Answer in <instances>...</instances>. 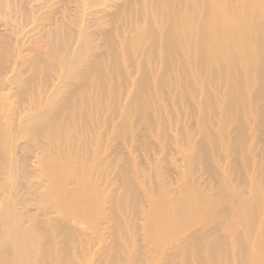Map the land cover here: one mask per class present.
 Segmentation results:
<instances>
[{"label": "rangeland", "instance_id": "rangeland-1", "mask_svg": "<svg viewBox=\"0 0 264 264\" xmlns=\"http://www.w3.org/2000/svg\"><path fill=\"white\" fill-rule=\"evenodd\" d=\"M144 10L145 0H0V212L9 201L24 230L37 226L51 264H264L258 79L229 112L223 81L187 82L161 52L152 65L156 55L134 50ZM76 57L78 75L100 62L86 84L67 74ZM53 117L60 136L41 139ZM43 156L70 162L63 191L90 212L50 196L58 181L45 179ZM174 205L196 219L177 225Z\"/></svg>", "mask_w": 264, "mask_h": 264}, {"label": "bare ground", "instance_id": "bare-ground-1", "mask_svg": "<svg viewBox=\"0 0 264 264\" xmlns=\"http://www.w3.org/2000/svg\"><path fill=\"white\" fill-rule=\"evenodd\" d=\"M236 1L238 0H145L144 12L147 25L142 29L141 36H138V44H134V50L146 52L152 57L156 55L152 65L161 52L166 71L173 72L176 67H179L183 79L187 82L195 81V77L200 73L208 74L211 79L210 84L213 86L220 85L223 81L227 84L225 88L228 90L227 95L230 101L229 112L234 111L237 107L235 104L243 101V97L240 94L235 95V92L242 90L244 82L248 79L252 81L258 79V89L255 90L254 97L257 101L264 100V2L241 0L244 7L237 8L240 9L238 11L234 7L238 4ZM181 5H184L183 9ZM134 39L136 38H133L131 42L134 43ZM129 44L128 41L124 47L127 53ZM109 45L112 53L117 50L114 43ZM84 50L86 51V48ZM180 56L183 60L178 64L177 57ZM221 56L227 57L221 61ZM237 58H241L244 63L237 61ZM112 63L117 65L115 57H112ZM244 66H247L249 69L247 70L252 71V74L242 73ZM99 69L100 62L97 61L89 67V73ZM89 73L78 75V57L75 58V62H72L67 72L77 80L79 78L83 84L89 81L86 78ZM244 75L246 76L243 78ZM99 80L100 78L96 79V82L100 83ZM162 82H167V78H162ZM256 85L255 82L249 83L247 87L253 89ZM27 89L29 88L25 90ZM72 105L64 107L68 109L69 115ZM54 117H57V112ZM54 117L50 122H45L44 128L37 134L41 139L46 137V131L51 134V137L60 136ZM30 136L31 134L28 135ZM6 139V134L0 133L1 143ZM6 146L9 145L6 144ZM3 149L6 151L5 156L4 152H1ZM3 149H0V159L9 154V148ZM41 163L49 170L45 174V179L49 182L58 181V186H51L50 196L54 200L58 199L61 206L71 208L72 213L82 211L86 214L93 209L94 204L89 201L87 203L90 207L87 211L78 207L76 191L71 196L63 191L62 181L72 178V172L67 171L70 162L64 164L54 158L43 156ZM204 207L206 209V206ZM160 209L162 211L164 207L161 206ZM173 210L177 225L187 223L188 219L193 221L197 217L196 211H184L178 205H174ZM36 227L34 224L30 229L24 230L10 202H6L0 212V264H51L50 261L54 257L52 245L43 244L39 236L36 238ZM185 229L186 227L175 231L173 236L178 232L184 233Z\"/></svg>", "mask_w": 264, "mask_h": 264}]
</instances>
